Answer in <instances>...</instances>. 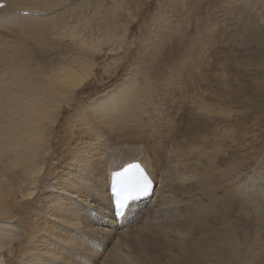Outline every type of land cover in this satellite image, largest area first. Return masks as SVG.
<instances>
[{"label": "bare ground", "instance_id": "6f19581e", "mask_svg": "<svg viewBox=\"0 0 264 264\" xmlns=\"http://www.w3.org/2000/svg\"><path fill=\"white\" fill-rule=\"evenodd\" d=\"M3 1L0 32L14 28L10 33L15 39L9 43L0 38V260L7 255L6 264H160L152 254L166 247L163 262L182 260L191 264L187 260H192L193 244L197 239L204 243V236L209 233L200 231L201 225H206L204 221L209 216L216 220L215 217L223 215L221 203L224 199L232 200L233 167L231 162L225 164L218 143L223 135L212 145H216L215 163L206 171L211 175L210 181H202L205 149L210 141L197 131L189 135L181 126L167 124L172 120L170 111L157 113L155 108L153 113L149 112L150 118L142 121L141 115L148 112L138 102L144 91L142 81L138 85L131 73L101 95L78 102L71 120L58 124L61 115L68 111L65 105L72 106L71 102L85 90L94 74L92 50L99 51L104 40L118 42L120 35L111 36L104 31L102 37L95 36L94 40L81 36V30L71 21L62 22L61 17L51 13L65 6L67 0H0ZM88 23L85 20L81 25L85 27ZM121 27L127 30L126 25ZM77 37L89 59L85 55L61 57L52 59L47 67L36 60L35 68H27L24 49L34 54L37 48L35 53L39 55L45 44L54 48L52 42L59 43L63 38L73 41ZM110 64L103 65V72L110 71ZM212 78L214 83L218 82L215 76ZM199 104L197 110H216L204 99ZM101 105H111L115 125L104 133L103 144L93 124L96 109ZM157 115L155 120L167 121L150 124ZM57 128V138L53 140ZM230 131L229 128L223 132L225 137H229ZM133 161L145 166L155 186L150 194L134 202L138 209L132 208L128 214L133 222L131 227L144 212L151 213L156 205L167 206L173 194L180 197L182 204L174 219L143 233L159 241L157 250L148 255L142 250L132 255L124 250L128 244L146 237L117 233L128 223L122 219L124 226H118L106 207L109 173ZM191 178L197 179L198 187L203 182L207 187L201 184L192 203H187V182ZM204 189L210 192L208 200L202 203L198 194ZM87 207L92 210L87 211ZM15 215L19 217L13 220ZM210 233L217 234L211 230ZM110 243L114 246L107 257L98 260L100 252ZM204 250L198 255H208ZM223 250L227 258H235L231 245ZM251 251L236 255L234 263L264 264V247L260 246L257 254ZM208 261L225 264L226 259Z\"/></svg>", "mask_w": 264, "mask_h": 264}, {"label": "rangeland", "instance_id": "374dc122", "mask_svg": "<svg viewBox=\"0 0 264 264\" xmlns=\"http://www.w3.org/2000/svg\"><path fill=\"white\" fill-rule=\"evenodd\" d=\"M209 2L210 0H67L65 6L62 5L52 11V14L62 18V22L63 20L71 21L78 30H81V36H85L86 39L94 40L95 36L100 35L102 37L104 31L111 36L120 35L118 42L104 40L100 44L99 51L92 50L95 63L94 74L86 83L85 90L71 102L72 106L65 105L68 111L63 113V116L61 115L58 124L63 125L71 120L72 112L78 102L87 101L89 97H97L110 90L128 73H131V77L137 81L140 69L137 61L146 51L144 38L153 27H158L161 41L177 34L186 37L183 42H177L174 54L167 57L153 71L152 77L156 87L146 94L143 91L142 95L138 96L139 105L148 111L141 115V119L142 121L148 120L151 114L149 112L153 113L155 108L157 113L170 111L168 115L171 114L169 118L172 120L167 124H175V127L181 126L189 135L197 131L200 136H206L210 141V145L207 144L205 149L207 156L202 166V181L206 182L211 178V175L209 176L206 172L207 167L210 168L215 163L213 148L216 145L213 147L212 145L223 135L218 143L221 146V154L225 157V164L231 162L233 167L231 182L233 188L230 193L232 200L224 199L221 203L224 211L219 218L215 217V220L209 216L205 219L206 225H201L200 231H209V233L204 236V243H200L202 239H197L193 244L194 253L190 254L192 260L188 259L187 262L208 264L210 263L208 259L225 258V264L227 262L235 264L236 255H244L251 250V254H257L259 247H264V199L259 196L261 192H264V182L261 181L262 174H264V50L232 41L226 30L215 31L214 25L217 21H222L227 15V10L224 13L213 15L208 8ZM253 7L255 8L254 14L244 9H241V12L246 18L251 16L252 23L258 27L262 22L260 14L264 10V3L261 0H254ZM85 20L89 23L83 27L82 23ZM123 25H126V31L121 27ZM13 29L0 32V38L9 43L13 42L15 38L10 33ZM55 42L51 43L52 46L55 45L54 48L48 44L43 45L42 53L40 51L39 55L38 52L35 53L37 48L33 50L34 54L27 53L24 49L23 60L27 68L30 66L35 68L37 61L39 65L47 67L52 59L61 57L63 59L85 55L83 57L89 59V56L83 53L85 50H82L80 38H74L73 41L63 38L59 43ZM188 48L191 49L190 62L182 75L174 77L175 62L184 55ZM59 54L62 56H58ZM108 62L111 63L110 71L103 72V65ZM148 66H150V59L144 62L145 70ZM115 67H117L116 71ZM214 76L218 79L217 83L212 81ZM201 99L209 102L210 106H214L216 110L209 112L198 109V111L196 107ZM157 117L158 115L151 117L150 124L152 122L161 124L167 121L166 119L155 120ZM229 128L231 129L229 137H225L223 132L226 133ZM144 129L149 131L147 127ZM201 129L204 131H199ZM57 130L58 128L54 131L53 140L57 138ZM226 139H229V142L225 143ZM172 143L174 144V141ZM195 180L191 178L187 182V195L189 196L185 198L187 203H192L193 195L197 194V190H201V184L203 188L207 187V183L204 182L198 187ZM249 184H254V194L239 197L238 192ZM208 192H210L209 189H204L198 194L202 203L208 200ZM179 200L180 197L173 194L167 206L156 205L158 209L153 208L154 211L151 213L144 212L139 217L140 222L138 221L136 225L131 227L130 224L133 223L131 221L123 227H128L126 230L115 229L118 230L117 233L126 235V237L128 234H134V236L138 234L145 238L143 233H149L153 227L161 228L164 223L175 218L178 214V206L182 205ZM137 207L133 211L137 210ZM86 210L91 211L92 209L87 207ZM17 217L19 216L15 215L13 220ZM210 230L217 234L213 236ZM140 238L128 244L124 250L131 255L141 250L142 253H146L144 255H148L157 250L155 248L156 243H159L158 240L156 241L153 237H146L142 240ZM255 240L257 243L260 242V245L254 242ZM227 245H231L232 250L234 249V260L227 258L223 250V247ZM113 246L114 243H110L106 249H103L98 260L107 257L108 250ZM11 248L6 251V254H9ZM164 248L160 253L157 250L152 254L157 263L167 264L165 260L162 261L164 252L167 250L166 247ZM203 249H205L203 252L208 255H198ZM6 256L1 258L4 264L7 261ZM200 257L203 259L197 261ZM175 262L184 264L182 260ZM175 262L169 264H175Z\"/></svg>", "mask_w": 264, "mask_h": 264}, {"label": "snow or ice", "instance_id": "6c2138e0", "mask_svg": "<svg viewBox=\"0 0 264 264\" xmlns=\"http://www.w3.org/2000/svg\"><path fill=\"white\" fill-rule=\"evenodd\" d=\"M254 0H210L208 8L210 13L217 15L224 13L227 10L222 21H217L214 25L215 31L226 30L230 35L231 40L248 47L256 46L264 50V10L261 11L262 22L257 27L252 23L251 16L245 17L241 9L255 13L253 7ZM264 3V0H261ZM186 37L179 34L169 37L161 41L159 37L158 27H153L147 36L144 38V48L146 51L142 54L137 63L140 65L137 76V84L140 85L141 78L143 83V90L150 92L156 87L152 74L170 55L174 54L177 42H183ZM150 66L145 70L144 62L149 61ZM191 59V49L185 50L184 55L175 62L173 76L182 75L184 69L187 67ZM111 105H101L96 109L93 118V124L99 133V142L105 143L104 133L114 127V122L111 116ZM261 181L264 182V174H262ZM153 188V180L147 173L146 169L140 163H128L119 170L111 171L108 175L107 194L108 207L111 212L112 219L118 221L124 219L125 223H130L128 214L131 212L134 202L147 196ZM254 184L242 188L238 192V196L243 198L254 194ZM261 199H264V192L259 194ZM70 205H66L69 207ZM56 224V221H52ZM121 227L124 224L120 225ZM0 264H4L0 260ZM94 264V262H93Z\"/></svg>", "mask_w": 264, "mask_h": 264}]
</instances>
